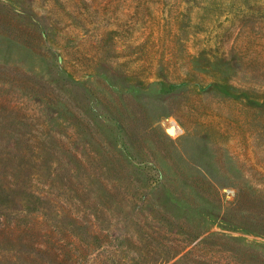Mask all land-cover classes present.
<instances>
[{
	"label": "rangeland",
	"instance_id": "obj_1",
	"mask_svg": "<svg viewBox=\"0 0 264 264\" xmlns=\"http://www.w3.org/2000/svg\"><path fill=\"white\" fill-rule=\"evenodd\" d=\"M0 264H264V0H0Z\"/></svg>",
	"mask_w": 264,
	"mask_h": 264
}]
</instances>
